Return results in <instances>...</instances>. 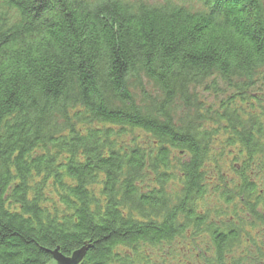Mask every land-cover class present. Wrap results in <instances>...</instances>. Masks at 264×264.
Listing matches in <instances>:
<instances>
[{
    "label": "trees",
    "instance_id": "trees-1",
    "mask_svg": "<svg viewBox=\"0 0 264 264\" xmlns=\"http://www.w3.org/2000/svg\"><path fill=\"white\" fill-rule=\"evenodd\" d=\"M262 92L264 0H0V264H264Z\"/></svg>",
    "mask_w": 264,
    "mask_h": 264
},
{
    "label": "rangeland",
    "instance_id": "rangeland-1",
    "mask_svg": "<svg viewBox=\"0 0 264 264\" xmlns=\"http://www.w3.org/2000/svg\"><path fill=\"white\" fill-rule=\"evenodd\" d=\"M148 1L158 2L159 0H148ZM143 88H144L145 92H148L149 94L154 93L153 88L146 81H143ZM134 92L137 94H140L138 89L134 90ZM195 93H196L195 95L198 97V99H200L205 104H212V103L217 102V100H218L215 98V96L213 94L206 92L203 88H200V87L195 88ZM262 94H264V92H262ZM176 111L178 113H181L182 111H185V109L181 110V108H179ZM217 146H219V141L214 142L215 154H217V152H218ZM209 175L212 176V174H210V173H209ZM157 253H159V252H157ZM193 253H194V251L192 250V246L190 245V243L182 240L179 242H175L172 245L171 249H167L166 253H164V254L161 253V254H157L154 256L158 257L157 258V260L159 259L158 261L161 260V264H165V263H168V264H190L191 261H194L193 260ZM49 264H57V263L55 261H52Z\"/></svg>",
    "mask_w": 264,
    "mask_h": 264
},
{
    "label": "water",
    "instance_id": "water-1",
    "mask_svg": "<svg viewBox=\"0 0 264 264\" xmlns=\"http://www.w3.org/2000/svg\"><path fill=\"white\" fill-rule=\"evenodd\" d=\"M80 255L81 252H76L72 254L71 258H64L60 254L54 253L53 261H55L57 264H77Z\"/></svg>",
    "mask_w": 264,
    "mask_h": 264
},
{
    "label": "snow or ice",
    "instance_id": "snow-or-ice-1",
    "mask_svg": "<svg viewBox=\"0 0 264 264\" xmlns=\"http://www.w3.org/2000/svg\"><path fill=\"white\" fill-rule=\"evenodd\" d=\"M42 6H43V4H42Z\"/></svg>",
    "mask_w": 264,
    "mask_h": 264
}]
</instances>
